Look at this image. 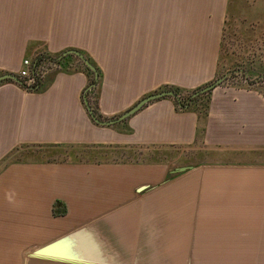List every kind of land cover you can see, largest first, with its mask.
<instances>
[{
	"label": "crops",
	"instance_id": "crops-1",
	"mask_svg": "<svg viewBox=\"0 0 264 264\" xmlns=\"http://www.w3.org/2000/svg\"><path fill=\"white\" fill-rule=\"evenodd\" d=\"M94 1L0 0V74L81 50L102 119L218 77L230 0H108L104 21ZM56 71L42 91L0 83V264H264L263 92L218 86L206 116L164 98L100 127L86 75Z\"/></svg>",
	"mask_w": 264,
	"mask_h": 264
},
{
	"label": "rangeland",
	"instance_id": "rangeland-1",
	"mask_svg": "<svg viewBox=\"0 0 264 264\" xmlns=\"http://www.w3.org/2000/svg\"><path fill=\"white\" fill-rule=\"evenodd\" d=\"M102 9L108 0H95ZM93 6V0H86ZM219 86L255 88L264 93V0H232L226 16L219 56ZM216 78V79H217ZM218 87V86H217Z\"/></svg>",
	"mask_w": 264,
	"mask_h": 264
},
{
	"label": "water",
	"instance_id": "water-1",
	"mask_svg": "<svg viewBox=\"0 0 264 264\" xmlns=\"http://www.w3.org/2000/svg\"><path fill=\"white\" fill-rule=\"evenodd\" d=\"M67 56L75 57L80 62V64L82 66H84L92 74L91 83L86 87L85 92H84V104H85V107H86V110H87V113H88L90 119L97 126L111 127V126H114L116 124L122 123L125 120H127L128 118H130L131 116H133L134 114H136L138 111H140L144 106H146L147 104L154 102L156 100L169 98V99H172L173 101L177 102L178 104H181L180 98L176 95V93L174 91H172V90H160L156 93L145 96L144 98L139 100L136 104H134L129 110H127L126 112L120 114L119 116H117L115 118H111V119L98 118L94 114V112H93L92 108L90 107V104L87 100V97H86V94L89 91L95 89L98 85V82H99L98 71L96 70L95 66L92 63H90V61L82 53H80L78 50H75V49L65 50L60 55H58L53 61L58 62ZM35 66H36V62L33 64V68ZM227 75L228 74H225V75L213 80L209 84H207V85L199 88L198 90H195L194 92H192L187 97L184 106L187 107L193 100L197 99L200 96L207 94L208 92H211L214 88H216L224 80H226ZM3 82H11V83H14L20 87H24L23 81L20 80L18 78V76L16 74H13V73L0 74V83H3ZM27 89H31V88H27Z\"/></svg>",
	"mask_w": 264,
	"mask_h": 264
},
{
	"label": "trees",
	"instance_id": "trees-1",
	"mask_svg": "<svg viewBox=\"0 0 264 264\" xmlns=\"http://www.w3.org/2000/svg\"><path fill=\"white\" fill-rule=\"evenodd\" d=\"M230 0V4H231ZM80 53H82L89 61L90 63H92L96 70L98 71V75H99V82L98 85L95 89L89 91L86 94L87 100L90 104V107L92 108L94 114L98 117V118H102L101 115L98 113L97 108H96V99H97V94L99 91V85H100V79H101V72L99 70V68L96 66V64L94 63V61L83 51L78 50ZM58 55H50L46 52H42L40 51L37 55L36 58V68H39V66H41L42 64H46L48 62L50 63H54L56 66H58L60 68L61 72H65V73H72L74 71H81L83 72L86 77L88 78V85L91 83L92 80V74L90 71H88L84 66H82L80 64V62L73 56H67L65 58H63L62 60L58 61V62H54L53 60L57 57ZM70 62H76L75 67H72V65H70ZM59 71H54L50 74H47L43 79H37L35 85L31 88V89H35L36 91H42L45 88H47L49 86V84L52 82L54 76L56 75V73H58ZM22 88H26V87H22ZM162 90H172L176 93V95L180 98L181 100V104H178L177 102L173 101L176 108L180 109V110H194L196 112H198L199 114H202L203 116H206L207 113V105L206 103H204L203 99L205 98V96H207L210 92H208L207 94L198 97L197 99L193 100L187 107H185V101L187 99V97L194 92L190 91V90H184L181 88H177V87H164L162 88ZM198 90V89H196ZM200 132L198 131V134ZM13 154L10 153L8 154L1 162H0V168L3 167L4 165L7 164L8 158Z\"/></svg>",
	"mask_w": 264,
	"mask_h": 264
},
{
	"label": "built area",
	"instance_id": "built-area-1",
	"mask_svg": "<svg viewBox=\"0 0 264 264\" xmlns=\"http://www.w3.org/2000/svg\"><path fill=\"white\" fill-rule=\"evenodd\" d=\"M57 66L54 63H46L36 68H33L32 63L28 59L22 61V68L18 73V78L23 81L24 87L32 88L37 79H43L47 74L54 72Z\"/></svg>",
	"mask_w": 264,
	"mask_h": 264
}]
</instances>
